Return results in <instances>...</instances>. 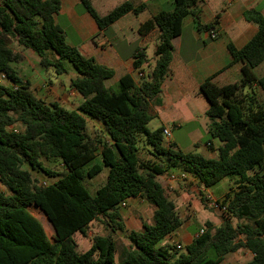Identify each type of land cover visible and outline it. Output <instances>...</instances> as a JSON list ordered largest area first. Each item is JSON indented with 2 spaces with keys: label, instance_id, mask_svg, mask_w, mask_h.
<instances>
[{
  "label": "trees",
  "instance_id": "obj_1",
  "mask_svg": "<svg viewBox=\"0 0 264 264\" xmlns=\"http://www.w3.org/2000/svg\"><path fill=\"white\" fill-rule=\"evenodd\" d=\"M81 2L101 30L127 13L138 15L147 8L145 2L135 5L125 0L101 15L91 0ZM205 4L206 0H174L171 9L142 22L141 38L158 41L149 78L142 75L135 80L126 74L108 86L115 71L71 46L56 22L61 0H0V76L4 74L7 82L0 79V264H224L227 255L242 249L253 254L245 264H264V77L254 71L264 61L261 10L244 11L257 32L242 47L229 40V62L199 87L208 102L209 133L221 143L218 147L213 140L206 143L216 156L184 152L165 138V126L149 128L156 107L163 105L173 39L182 34L185 18L191 15L199 30L209 31L218 24L220 14L202 24ZM12 42L33 50L41 67L59 75L68 74L71 63L77 72L71 86L83 96L79 108L38 97L14 68L19 54ZM137 57L138 69L147 59L146 47H139ZM238 64L239 81L215 80ZM89 119L102 124L94 135ZM141 135L152 147L148 157L141 155ZM98 155L101 161L93 163ZM43 159L60 160L64 171L47 167ZM105 166L107 179L92 194L85 180L99 175ZM172 168L187 171L203 188L225 178L234 182L218 201L224 221L219 226L206 221L182 248L160 244L182 225L175 201L158 179ZM33 170L55 179L39 181ZM138 197L154 206L153 222L129 230L121 206ZM39 210L52 225L51 234L36 215ZM95 221L110 232L95 234L90 248L80 252L75 235L88 236ZM118 231L129 239L121 262L114 235Z\"/></svg>",
  "mask_w": 264,
  "mask_h": 264
},
{
  "label": "crops",
  "instance_id": "obj_2",
  "mask_svg": "<svg viewBox=\"0 0 264 264\" xmlns=\"http://www.w3.org/2000/svg\"><path fill=\"white\" fill-rule=\"evenodd\" d=\"M124 1L91 0L101 15L108 14ZM133 2L135 5L145 2L147 8L138 15L127 13L105 30L100 29L96 20L83 6L81 0H61V9L55 16L56 22L65 32L67 42L71 46L77 47L85 56L93 57L97 63L115 71L114 76L106 82L108 86H114L126 74H130L135 80H138L139 74L141 73L145 76V68L151 66V59L147 56L146 61L142 63L140 68L137 69L135 67L139 47H146L147 54L149 43L155 41L146 42L142 39L138 34V28L142 22L151 18L158 11L167 9L165 7L166 4L160 0H133ZM169 4H172L173 7V2H169ZM253 7L261 10L264 14V0H206L203 17L208 15L209 20H206V23H210L217 14H220L218 24L212 30H203L206 40L203 48H200L199 51L194 48V42L190 41L189 37L183 36V32L180 36L173 39V60L162 87V106L171 107L179 112L193 113L199 104L206 112L208 104L205 105L202 96L199 94L200 84L229 62L227 52L229 40L234 42L237 47H242L257 32V26L246 21L243 15L246 9ZM191 20L194 22L192 17ZM211 32H215L216 37H212ZM193 35L199 37L201 35L200 30L197 29ZM19 49H15V51L17 53L21 51V54L26 56L30 55L33 60L37 61L38 65L40 64V57L33 50L27 48ZM238 66L240 70V64L233 68ZM14 68L18 71V67L15 64ZM233 68H229L219 75ZM48 70L42 71L43 73L47 71L49 74ZM73 73L68 74V83L62 78L54 82L49 77L50 74L46 79L39 71L38 73L29 74L27 77H23L20 72L19 75L24 81L30 83L31 89L38 97L47 102L67 99V101L73 103V100H75V106H65L69 109H78L83 101V96L71 86V79L77 75L76 71L75 74ZM219 75H217L215 80L221 84L218 81ZM89 121L96 128H102V124L99 121L91 119ZM163 126L168 127L166 124ZM174 142L177 144L176 141ZM213 143L215 147L221 144L217 139H214ZM177 146L179 147L178 144ZM203 154L207 157L216 156L215 151L208 153L206 148ZM173 171H181V169L172 168L164 175L159 176L158 179L167 191L169 198L175 201L178 213L182 218V225L173 234L162 239L160 244H180L184 247L193 241L196 235L194 231L200 229L199 223L203 220L212 221L216 226H219L224 221L223 211L219 213L218 209L214 212L207 210V203H203L202 195L205 197L211 195L213 200L221 201L229 193L233 180L225 178L211 188H203L199 186L197 179L189 174L187 180L174 182L173 189L169 191L167 188L168 175ZM226 180L228 182H224ZM189 181L192 182V186H190ZM222 182L226 184L220 187L219 185ZM139 198L127 200L122 204V207L137 201ZM209 201L212 200L209 199ZM121 210L123 214V208ZM242 250L247 251L246 254L249 255L248 261H250L253 258V254L249 250ZM239 251L227 255V257L233 254V257L237 258L238 256L236 255ZM248 261L237 263L245 264Z\"/></svg>",
  "mask_w": 264,
  "mask_h": 264
},
{
  "label": "rangeland",
  "instance_id": "obj_3",
  "mask_svg": "<svg viewBox=\"0 0 264 264\" xmlns=\"http://www.w3.org/2000/svg\"><path fill=\"white\" fill-rule=\"evenodd\" d=\"M162 2H165L166 8L171 9L172 8V3L174 0H160ZM191 15L187 16L184 21V26H183V36L184 37H189L190 41L194 42V48L199 51L200 48H203L204 46V41L206 38H204V29H201V35L194 36L193 33L197 30L195 27L194 22L191 20ZM206 20H209V16H205L201 18L202 24L206 23ZM156 43L158 41H153L149 43V47L147 48V56L151 59V66L149 68H145L146 71V78H149L150 72L152 70V67L156 63V56H155V48H156ZM12 47L15 49L20 50L19 46L16 45L15 42L11 43ZM22 49V48H21ZM19 54V59L14 62V64L18 67V72L22 73L23 77H27L29 74L33 73H39L41 72L42 76L47 79V77L50 74V78L56 82L58 79L62 78L64 79L67 83L69 82V75L68 74H75V69L72 66L71 63H67L68 66H70V72L68 74H57L53 69H45L38 65L37 61L33 60L30 55L26 56L18 52ZM42 70H48L49 74L47 71L43 73ZM255 73L258 75V77H264V61L260 65L254 68ZM77 74V73H76ZM241 77L239 66L236 68H233L226 73H223L218 76V81L221 84L225 83H231L235 81H239ZM140 76H138V79ZM2 82H6L4 78H0ZM110 85V83H108ZM60 99V98H58ZM203 102H205V105L208 104V102L202 97ZM52 102H59L62 105L66 106H75V100H73V103H70L67 101V99L64 100H57V101H52ZM65 106V107H66ZM158 109V113L156 114L155 118L150 122L149 128L150 129H156L164 124L168 125V127L171 128V137L168 140L176 141L177 144L179 145L180 149L184 152H191V151H196L200 153H204L205 148L207 149V152L210 153L212 149H210L206 143L209 140H213L212 135L209 133V118L207 117L206 113L203 110V107H201L199 104L196 107L195 112L191 113H186V112H179L173 108L169 107H164V106H159L156 107V110ZM166 127V126H165ZM100 127H95V125L89 121V132L94 135L97 131H99ZM141 151V155L148 157L150 154L147 153L152 151V147L144 140L143 135H141V138L139 139L138 143ZM143 148L145 150H143ZM101 158L100 155L93 161L95 162H100ZM44 165L47 167L57 171V172H62L64 171V166L62 165V162L60 160H47L43 159ZM109 168L104 167L103 171L97 175L94 178H87L85 180V185L87 188L90 190L92 194L95 193V191L101 187L108 176ZM34 177H36L39 181H46L48 183L54 181L55 178H50L43 174L42 172H38L33 170L32 171ZM228 182V180L224 181ZM222 182L219 186L222 187L226 183ZM234 184V182H232ZM190 186H192V182L189 181ZM0 188H2V185L0 184ZM191 191V190H190ZM195 192V191H194ZM194 194V193H193ZM196 194V192H195ZM197 195V194H196ZM207 198V196H206ZM143 198L137 199V201L128 204L123 208V216H124V221L126 222V228L127 229H141L143 223H152L153 222V213H154V206L148 202L146 199L142 201ZM218 209L219 213H221V209L218 206H215L211 204V202L207 201V210L209 212H214ZM40 211V210H39ZM36 215L40 218L42 221L44 227L47 229L48 233L51 234L53 232V227L48 221L46 215L40 211L38 213L35 211ZM218 219V218H217ZM208 221V220H206ZM205 220L199 223V227L202 228L205 225ZM110 232V230L105 226L102 222L100 221H95L90 225L89 233L88 236H83L81 233H77L75 235V239L78 243V250L80 252L86 251L90 248L91 242H92V237L99 233V234H107ZM116 239H117V261L121 262L122 257L121 253L123 249L129 244V239L127 237L126 232L123 231H118L116 234H114ZM185 247V246H184ZM247 251H239L236 256L237 258H234L233 254L226 257L225 263L224 264H233L237 263L240 261H248L249 260V255L246 254Z\"/></svg>",
  "mask_w": 264,
  "mask_h": 264
},
{
  "label": "built area",
  "instance_id": "obj_4",
  "mask_svg": "<svg viewBox=\"0 0 264 264\" xmlns=\"http://www.w3.org/2000/svg\"><path fill=\"white\" fill-rule=\"evenodd\" d=\"M211 35H212V37H216L215 32H211ZM142 75L143 74H141V73L139 74V76H142ZM1 77L4 79L6 78L4 74H2L0 76V78ZM163 133H164L165 138L169 139L172 135L171 128L170 127H164ZM188 177H189V173L187 171H184V170L170 172L168 175V185H167L168 190L171 191L173 189V183L176 182L177 180H187ZM207 197L210 200H212V201H210L211 204L219 207L218 200H213L211 195H207ZM201 232H203V229H201ZM177 246H178V248H182V246L180 244H178Z\"/></svg>",
  "mask_w": 264,
  "mask_h": 264
}]
</instances>
